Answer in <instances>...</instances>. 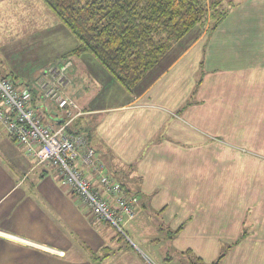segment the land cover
Instances as JSON below:
<instances>
[{
  "label": "crops",
  "instance_id": "crops-1",
  "mask_svg": "<svg viewBox=\"0 0 264 264\" xmlns=\"http://www.w3.org/2000/svg\"><path fill=\"white\" fill-rule=\"evenodd\" d=\"M9 2L2 0L0 9L9 11ZM209 23L177 42L133 93L84 53L69 58L67 93L78 107L68 115L38 94L35 103L45 123L67 121L84 134L125 192L138 196L136 217L126 221L136 236L167 241L179 254L192 250L206 263L235 243L221 264H264V170L256 172L249 199L212 192V160L234 150L232 130L240 136L246 130L249 109L261 140L254 151L264 153V0L241 1L212 32ZM40 75L37 87L21 75L15 82L37 93ZM257 165L264 168L263 161ZM51 166L39 164L0 126V264H151ZM138 217L149 235L135 229Z\"/></svg>",
  "mask_w": 264,
  "mask_h": 264
},
{
  "label": "trees",
  "instance_id": "trees-1",
  "mask_svg": "<svg viewBox=\"0 0 264 264\" xmlns=\"http://www.w3.org/2000/svg\"><path fill=\"white\" fill-rule=\"evenodd\" d=\"M45 2L78 39L76 46L57 59L90 53L130 93H133L136 86L173 46L196 26L202 27L209 20L208 30L212 32L229 14V10L220 9L218 3L214 2L208 7L202 0H45ZM4 75L6 77L0 78H7L15 84V80H20L19 74L14 72H7ZM25 88L33 92L36 102V91L29 87ZM67 129L73 132L70 127ZM107 223L112 225L120 236L123 235L112 223ZM180 229L174 231L172 235H176ZM245 234L242 233L239 239ZM234 244H224L218 257L211 263H206L192 250L184 251L181 254L188 257L186 263L183 261L181 264H221Z\"/></svg>",
  "mask_w": 264,
  "mask_h": 264
},
{
  "label": "rangeland",
  "instance_id": "rangeland-1",
  "mask_svg": "<svg viewBox=\"0 0 264 264\" xmlns=\"http://www.w3.org/2000/svg\"><path fill=\"white\" fill-rule=\"evenodd\" d=\"M202 1L208 7L216 2L219 4L220 9L230 11L241 1L248 2L249 0ZM10 2L9 11L6 8L0 9V76L2 72L6 74L9 71H13L21 75L25 79V83L31 87V85L36 86L35 81L41 73L39 81H37L39 82L38 92L35 95L38 94L44 103L58 106L55 99L44 96L43 85L47 84L48 87H56L60 94L69 97L67 93L71 83L69 69L73 66V62L71 61L69 67L61 72V67L67 64L70 59L57 58H60L61 52L76 46L78 39L51 7L48 6L45 0H24L22 3L21 0H10ZM1 3L2 0H0V6ZM210 9L212 10V8ZM199 27L200 25L196 26L187 36H192ZM202 27H205V25H202ZM32 35L34 37L37 36V42H33L32 39L30 41L29 36ZM6 36L12 37L9 40L10 42L5 39ZM48 61L51 63L46 68H41V64ZM60 77H62L61 81H59ZM70 99L72 98L70 97ZM72 100L75 102L74 99ZM249 110L247 116L251 119L246 122V130L241 131V136L240 134L238 135V128L232 130L230 137L238 136L236 138L237 144L233 143V141L231 143V147L235 151L214 154L215 157L212 161L215 164L213 167L215 189L212 192L215 194L229 193L232 198H237V195L244 194L247 197L246 199H249L256 191L254 186L256 172L261 169L264 170L261 165L258 168L257 163L259 161L264 162V153H256L254 151L255 145L261 144V140L255 135V112L253 109ZM243 132H245L244 137H242ZM51 168L55 169L54 166H51ZM141 221L142 218L138 217L135 229H138V232H144V234L149 235L148 227L142 224ZM120 224L123 228V231L118 229L123 234L121 236L132 239L136 249L149 263L168 264L167 262H169V264H181L183 261L186 263L188 255L173 252L169 249L170 245L167 241H162L159 244L148 243L145 239L135 235L131 224L126 223V221H121ZM168 258H170L169 261L165 260Z\"/></svg>",
  "mask_w": 264,
  "mask_h": 264
},
{
  "label": "built area",
  "instance_id": "built-area-1",
  "mask_svg": "<svg viewBox=\"0 0 264 264\" xmlns=\"http://www.w3.org/2000/svg\"><path fill=\"white\" fill-rule=\"evenodd\" d=\"M69 61L61 72L69 67ZM64 77V76H63ZM62 77L59 78V81ZM44 96L55 99L58 107L70 115L78 105L56 87L43 85ZM0 125L15 140L25 145L39 164L58 169L64 184L76 194L101 221L110 222L123 231L120 222L133 220L139 198L127 194L100 162L94 148L82 133L69 132L67 121L57 125L44 123L33 92L19 88L13 81L0 78ZM82 163L91 171L85 173Z\"/></svg>",
  "mask_w": 264,
  "mask_h": 264
}]
</instances>
